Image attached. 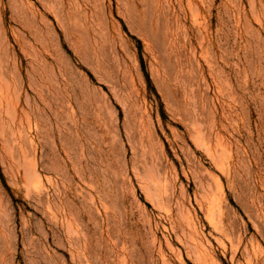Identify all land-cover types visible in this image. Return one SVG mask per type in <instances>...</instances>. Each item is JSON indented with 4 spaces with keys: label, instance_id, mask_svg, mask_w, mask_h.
<instances>
[{
    "label": "rangeland",
    "instance_id": "1",
    "mask_svg": "<svg viewBox=\"0 0 264 264\" xmlns=\"http://www.w3.org/2000/svg\"><path fill=\"white\" fill-rule=\"evenodd\" d=\"M0 264H264V0H0Z\"/></svg>",
    "mask_w": 264,
    "mask_h": 264
},
{
    "label": "bare ground",
    "instance_id": "2",
    "mask_svg": "<svg viewBox=\"0 0 264 264\" xmlns=\"http://www.w3.org/2000/svg\"><path fill=\"white\" fill-rule=\"evenodd\" d=\"M8 107V106H7ZM227 123V122H226ZM226 131V130H225ZM230 137V136H229ZM14 140V139H13ZM260 165V164H259ZM259 169H261V168H259ZM263 175V174H262ZM77 182V181H76ZM102 212V211H101ZM70 222V221H69ZM120 252V251H119Z\"/></svg>",
    "mask_w": 264,
    "mask_h": 264
}]
</instances>
